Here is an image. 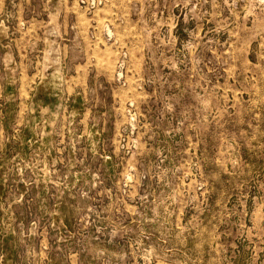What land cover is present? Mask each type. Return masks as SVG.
Masks as SVG:
<instances>
[{
  "label": "rangeland",
  "instance_id": "rangeland-1",
  "mask_svg": "<svg viewBox=\"0 0 264 264\" xmlns=\"http://www.w3.org/2000/svg\"><path fill=\"white\" fill-rule=\"evenodd\" d=\"M0 264H264V0H0Z\"/></svg>",
  "mask_w": 264,
  "mask_h": 264
}]
</instances>
